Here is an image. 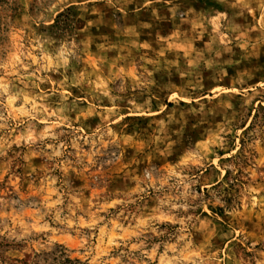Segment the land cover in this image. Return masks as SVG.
I'll use <instances>...</instances> for the list:
<instances>
[{"label":"rangeland","instance_id":"obj_1","mask_svg":"<svg viewBox=\"0 0 264 264\" xmlns=\"http://www.w3.org/2000/svg\"><path fill=\"white\" fill-rule=\"evenodd\" d=\"M0 264H264V0H0Z\"/></svg>","mask_w":264,"mask_h":264},{"label":"trees","instance_id":"obj_2","mask_svg":"<svg viewBox=\"0 0 264 264\" xmlns=\"http://www.w3.org/2000/svg\"><path fill=\"white\" fill-rule=\"evenodd\" d=\"M60 19V17H58V20Z\"/></svg>","mask_w":264,"mask_h":264}]
</instances>
